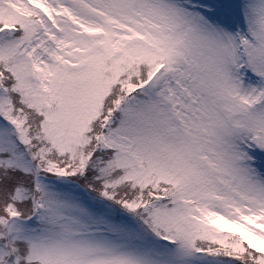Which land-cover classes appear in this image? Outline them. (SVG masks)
Instances as JSON below:
<instances>
[{"label": "rangeland", "instance_id": "1", "mask_svg": "<svg viewBox=\"0 0 264 264\" xmlns=\"http://www.w3.org/2000/svg\"><path fill=\"white\" fill-rule=\"evenodd\" d=\"M0 264H264V0H0Z\"/></svg>", "mask_w": 264, "mask_h": 264}]
</instances>
